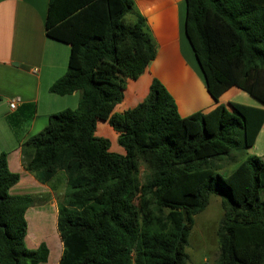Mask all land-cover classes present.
Returning a JSON list of instances; mask_svg holds the SVG:
<instances>
[{
  "label": "trees",
  "instance_id": "1",
  "mask_svg": "<svg viewBox=\"0 0 264 264\" xmlns=\"http://www.w3.org/2000/svg\"><path fill=\"white\" fill-rule=\"evenodd\" d=\"M45 25L50 38L70 45L68 69L50 92L81 94L76 108L51 114L27 141L36 153L26 168L39 180L67 175L59 264H187L194 216L214 195L223 209L218 264H264V161L251 154L229 173L219 167L251 149L264 126V0H187L186 34L210 95L219 101L238 86L260 104L230 101L185 117L158 78L142 102L113 113L127 79L157 55L134 0H49ZM99 120L118 132L126 154L96 135ZM19 179L3 153L0 264L45 263L47 245L26 243V212L37 197L9 192Z\"/></svg>",
  "mask_w": 264,
  "mask_h": 264
},
{
  "label": "crops",
  "instance_id": "2",
  "mask_svg": "<svg viewBox=\"0 0 264 264\" xmlns=\"http://www.w3.org/2000/svg\"><path fill=\"white\" fill-rule=\"evenodd\" d=\"M134 1L156 41L157 55L138 79H127L124 98L113 113H123L142 102L154 78L174 96L183 117L199 110L208 112L220 103L229 105L243 91L232 86L219 101L210 95L186 34L187 0ZM48 4L49 0H0V156L6 153L10 171L20 175L10 194L34 195L38 188H43L39 194L48 193L47 199L59 208L67 189L66 173L59 171L43 182L26 168L36 153L27 141L47 126L51 114L76 108L81 95L79 91L63 96L50 92L51 85L68 69L70 45L47 35ZM14 101L15 108H11ZM98 125L105 130L98 132ZM107 130L110 132L106 134L110 133L118 142V132L109 121L99 120L96 135L104 137ZM263 130L264 126L260 134ZM119 146L113 152L126 154L125 148ZM247 149L232 152L230 159L220 162V170L225 174L234 170L232 165L237 166L246 158ZM61 187L65 188L64 195L59 193L57 198Z\"/></svg>",
  "mask_w": 264,
  "mask_h": 264
},
{
  "label": "rangeland",
  "instance_id": "3",
  "mask_svg": "<svg viewBox=\"0 0 264 264\" xmlns=\"http://www.w3.org/2000/svg\"><path fill=\"white\" fill-rule=\"evenodd\" d=\"M230 101L255 106H259L260 104L245 91L237 93ZM225 105L227 106L228 104L225 103ZM103 127L104 126L98 125V132L104 131L105 129ZM108 131L110 132V130H107L104 137L111 141L113 151V149L120 144L114 136L110 135V133L106 134ZM116 143L118 145L114 146ZM251 154L260 156L264 161V130L260 134L257 143L251 149H247L245 156L247 157ZM235 167L236 165L233 164L231 169H234ZM145 168V164H142L141 179H143L147 173ZM63 188L61 187L60 190L56 192L57 198L59 197V193L63 194ZM37 190L42 192L43 188H38ZM31 191H35V189ZM39 191H36L34 195L31 194L39 200L27 209L26 217L28 221V234L26 237V243L27 246L32 249H36L40 243H45L49 249V258L47 262L40 264H59L63 249H61L60 242L62 241L57 225L58 207L57 204H52L51 200L47 199L49 195L48 193L39 194ZM222 216L223 209L221 200L219 196L215 195L211 197L207 208L194 216V226L190 231L188 245L186 247V252L189 256L187 264H218L219 242L217 229Z\"/></svg>",
  "mask_w": 264,
  "mask_h": 264
},
{
  "label": "water",
  "instance_id": "4",
  "mask_svg": "<svg viewBox=\"0 0 264 264\" xmlns=\"http://www.w3.org/2000/svg\"><path fill=\"white\" fill-rule=\"evenodd\" d=\"M1 201H2V199L0 198V204H1ZM183 213H184V218L187 219L188 218V212L186 210H184ZM185 225H186V222H184L182 224V229L185 227Z\"/></svg>",
  "mask_w": 264,
  "mask_h": 264
},
{
  "label": "built area",
  "instance_id": "5",
  "mask_svg": "<svg viewBox=\"0 0 264 264\" xmlns=\"http://www.w3.org/2000/svg\"><path fill=\"white\" fill-rule=\"evenodd\" d=\"M15 103H16L15 101H14V102H11V103H10V107H11V108H15V105H16Z\"/></svg>",
  "mask_w": 264,
  "mask_h": 264
}]
</instances>
